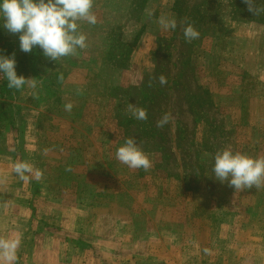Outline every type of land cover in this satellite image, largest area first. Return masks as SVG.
<instances>
[{"label":"rangeland","instance_id":"374dc122","mask_svg":"<svg viewBox=\"0 0 264 264\" xmlns=\"http://www.w3.org/2000/svg\"><path fill=\"white\" fill-rule=\"evenodd\" d=\"M92 11L87 47L57 61L0 26V55L30 78L0 85V227L18 241L0 264H264V184L235 190L212 171L225 148L264 157V0H94ZM188 25L199 38L185 39ZM128 138L148 170L116 159ZM21 161L41 179H20Z\"/></svg>","mask_w":264,"mask_h":264},{"label":"clouds","instance_id":"9594fccd","mask_svg":"<svg viewBox=\"0 0 264 264\" xmlns=\"http://www.w3.org/2000/svg\"><path fill=\"white\" fill-rule=\"evenodd\" d=\"M252 10V0H246ZM94 0H0V26L11 34H19L20 50L28 53L34 48L42 50L44 56L57 61L62 57L75 55L79 49L87 47L86 36L80 31V22L96 24L97 17L92 11ZM160 24L165 29L175 30V19L161 18ZM199 32L191 25L184 29L187 41L199 38ZM0 76L7 80L9 88L20 90L30 78L18 75L14 56L0 55ZM161 84L166 80L161 77ZM31 86L36 87L35 80ZM71 111L72 105L67 104ZM137 120H146L147 113L138 108L133 111ZM167 117L158 126L167 123ZM116 159L131 169L148 170L152 165L149 157L138 146L134 138H128L118 147ZM214 177L221 183L227 182L235 190L264 184V157H251L231 149L218 150L213 158ZM14 172L20 179H28L29 174L40 180L42 173L34 170L27 162H17ZM18 245V241L0 243L9 259Z\"/></svg>","mask_w":264,"mask_h":264},{"label":"crops","instance_id":"0c3cea01","mask_svg":"<svg viewBox=\"0 0 264 264\" xmlns=\"http://www.w3.org/2000/svg\"><path fill=\"white\" fill-rule=\"evenodd\" d=\"M6 229V231H8V234H9V238H8V240L7 241H15L14 239H13V237L11 236V233H13L14 234V232L16 231V230H14L15 228L14 227H12V226H9V227H0V229H2V230H4V229ZM60 228H62V224L60 225ZM22 242L20 241V243L19 244H21Z\"/></svg>","mask_w":264,"mask_h":264},{"label":"built area","instance_id":"2783aa9c","mask_svg":"<svg viewBox=\"0 0 264 264\" xmlns=\"http://www.w3.org/2000/svg\"><path fill=\"white\" fill-rule=\"evenodd\" d=\"M4 78L2 77V76H0V85H1V83H3L4 82Z\"/></svg>","mask_w":264,"mask_h":264}]
</instances>
